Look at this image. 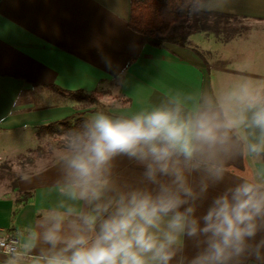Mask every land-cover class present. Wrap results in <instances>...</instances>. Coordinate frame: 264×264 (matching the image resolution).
I'll return each mask as SVG.
<instances>
[{
  "label": "crops",
  "instance_id": "0c3cea01",
  "mask_svg": "<svg viewBox=\"0 0 264 264\" xmlns=\"http://www.w3.org/2000/svg\"><path fill=\"white\" fill-rule=\"evenodd\" d=\"M200 7L236 15L248 25L227 41L197 31L189 36L192 45L167 41L154 46L129 26L130 0H0V169L21 165L14 160L31 150L35 142L30 136H38L40 125L78 112L90 121L97 112L127 118L179 106L185 115L210 108L223 120L240 111L229 100L240 85L248 84L264 97V0H205ZM192 46L207 49L215 61L201 57ZM54 87L102 91V107ZM230 135L232 149L222 158V178L204 168L185 173L198 196L192 201L197 218L217 196L264 168L261 154L254 157L244 151L245 144L256 139L253 130L241 126ZM60 151L13 181L0 178V227L20 241V253L0 252V264H34L45 254L48 246L32 237L50 211L68 205L85 212L94 207L68 198L64 187L71 150ZM144 171L135 158H114V190L105 193V201L119 192L152 187ZM200 239L184 238L171 264H188ZM261 240L264 232L252 243ZM242 264L253 262L245 258Z\"/></svg>",
  "mask_w": 264,
  "mask_h": 264
},
{
  "label": "clouds",
  "instance_id": "9594fccd",
  "mask_svg": "<svg viewBox=\"0 0 264 264\" xmlns=\"http://www.w3.org/2000/svg\"><path fill=\"white\" fill-rule=\"evenodd\" d=\"M229 100L240 111L223 120L210 108L185 115L179 106L127 118L95 113L70 139L64 187L70 200L94 207L50 211L32 237L48 246L34 264H171L191 237L202 239L188 264H242L245 258L264 264V240L252 243L264 232V168L217 196L200 218L185 174L204 168L222 178V158L237 127L257 134L244 146L248 155L264 153V97L242 84ZM120 155L141 162L152 187L105 201L114 190L112 161Z\"/></svg>",
  "mask_w": 264,
  "mask_h": 264
},
{
  "label": "trees",
  "instance_id": "16d2710c",
  "mask_svg": "<svg viewBox=\"0 0 264 264\" xmlns=\"http://www.w3.org/2000/svg\"><path fill=\"white\" fill-rule=\"evenodd\" d=\"M203 1L205 0H130L128 23L133 30L144 36L147 43L154 46H162L167 41L182 46L192 45L189 36L197 31L212 32L223 41L242 32L241 29L236 30L232 26L234 21H238L236 15L204 11L200 7ZM192 47L197 54L204 58L200 49ZM54 89L73 99L98 102L97 98L93 96L94 93H86L83 90L67 91L59 87H54ZM88 122L83 113L78 112L40 125L38 133L73 136L81 131ZM261 155L264 159V153ZM15 213L16 210L13 211V214Z\"/></svg>",
  "mask_w": 264,
  "mask_h": 264
},
{
  "label": "rangeland",
  "instance_id": "374dc122",
  "mask_svg": "<svg viewBox=\"0 0 264 264\" xmlns=\"http://www.w3.org/2000/svg\"><path fill=\"white\" fill-rule=\"evenodd\" d=\"M246 25H248L247 22L246 21L241 22V20L234 21L232 24V26L236 30H239V29L243 30V28L247 27ZM198 48L202 51L203 55L208 60L212 59V56H211L212 54L210 51L200 46H198ZM112 91L113 89L111 90V92ZM101 92L102 91H98L97 93H94L93 95L95 98H97L98 102L97 101L94 102L90 100H87V101L89 103L91 102L92 104H94L95 106L99 108L102 107L101 102H100V97H102ZM30 137H31V143L35 142L31 146V150L27 153H23L22 156L19 155L20 157L18 156L14 160V163H13V164H21V165L10 168L9 170L5 168L0 169V178L4 177V180L10 179L11 181H13L14 179H16L17 176L21 174L36 170L38 165L45 163L47 160H50L51 158H54V156H56L57 152H59L60 150H61L60 152H63V153L71 150L70 139L72 136H68L65 134L38 133V136H37L38 139L34 135H31ZM39 158H44V159H42L41 160L42 162H41V161H38ZM17 159H19L20 161H18Z\"/></svg>",
  "mask_w": 264,
  "mask_h": 264
},
{
  "label": "built area",
  "instance_id": "2783aa9c",
  "mask_svg": "<svg viewBox=\"0 0 264 264\" xmlns=\"http://www.w3.org/2000/svg\"><path fill=\"white\" fill-rule=\"evenodd\" d=\"M20 241L17 235L6 228L0 227V252L5 255L20 253Z\"/></svg>",
  "mask_w": 264,
  "mask_h": 264
}]
</instances>
